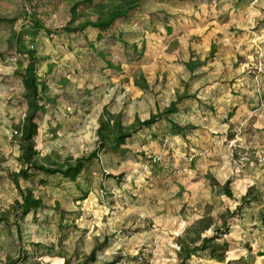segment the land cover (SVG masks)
<instances>
[{
  "label": "rangeland",
  "instance_id": "rangeland-1",
  "mask_svg": "<svg viewBox=\"0 0 264 264\" xmlns=\"http://www.w3.org/2000/svg\"><path fill=\"white\" fill-rule=\"evenodd\" d=\"M127 9L137 16L108 32L83 27ZM29 57L33 162L80 168L72 180L19 178L40 200L23 216L11 177L23 168ZM9 260L264 264V0H0Z\"/></svg>",
  "mask_w": 264,
  "mask_h": 264
},
{
  "label": "trees",
  "instance_id": "trees-1",
  "mask_svg": "<svg viewBox=\"0 0 264 264\" xmlns=\"http://www.w3.org/2000/svg\"><path fill=\"white\" fill-rule=\"evenodd\" d=\"M137 12L134 11V9H127L121 13H118L116 15H113L110 17V19L106 22L103 23H96V24H86L83 27H91L93 29L98 30L99 32H108L111 29V26L113 23L117 20H125L129 19L130 17H136ZM159 21V20H158ZM163 24H167L168 20L162 21ZM77 31H81L80 29ZM117 36V40L119 42H123L122 37ZM121 46L123 49L128 52V47L126 44L121 43ZM23 84L24 88L26 91V97L30 98V102L28 105V113L24 118L23 125L21 127V137L23 141V147H22V155L20 157L21 163L23 165V168L15 175H12V183L15 186V189L17 190V193L19 195V200H20V208L22 211V215L25 216L27 215L30 211L37 209L40 206V200L31 198L30 196L26 195L23 193V191L20 189L19 186V178L25 180L29 177L30 172H37L45 175H59L64 178H70L71 180L74 179V177L77 175L79 171V166L72 170L68 171H60V170H50L46 169L44 167L37 166L33 162V156H34V151H33V143L32 140L36 134V117L37 113L39 111V107L36 102L37 98V88L35 84V76L33 73V61L29 57V63L25 68V72L23 75ZM153 122H144L141 124V128H148ZM94 260V253H91V255L88 257L86 262H93ZM7 264H16L15 261L9 260Z\"/></svg>",
  "mask_w": 264,
  "mask_h": 264
}]
</instances>
